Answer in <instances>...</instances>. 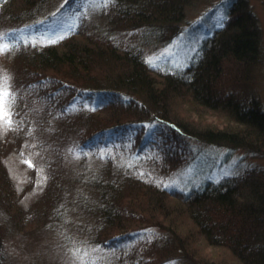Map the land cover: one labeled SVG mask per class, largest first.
I'll list each match as a JSON object with an SVG mask.
<instances>
[{"label":"trees","instance_id":"trees-1","mask_svg":"<svg viewBox=\"0 0 264 264\" xmlns=\"http://www.w3.org/2000/svg\"><path fill=\"white\" fill-rule=\"evenodd\" d=\"M188 1L111 0L107 5L90 1L86 7L83 0H62L55 9L49 0H22L13 12L15 0H0V37L7 38L9 45L4 57L12 61L18 59L27 71L32 70L30 72L38 77L30 76L36 78L31 90L43 89L44 94L36 95L39 101L43 100L45 106L53 111L57 109L63 116L94 115L109 108L120 109L105 122L93 125L87 119L85 127L79 125L85 128L81 132H86L78 141V153L84 159L98 143L120 139L131 141L134 153L146 156L149 164L165 172L192 163L197 151L191 143L196 141L202 149L205 146L230 151L244 149L264 160L261 103L258 98L226 85L228 79L244 82L260 56L258 22L242 0L229 2L232 10L224 15L220 27L201 41L197 55L187 68L165 70L151 64L144 51L153 41L161 47L179 41L185 32L181 23ZM73 13L82 14L78 18L80 25L57 41L34 46L29 42L23 44L19 39L22 33L25 37L33 35L39 26L45 31L47 26H58L65 17L74 16ZM5 70L14 80L13 73ZM8 81L15 94L14 104L18 105L17 83ZM183 100L196 112L199 109L219 112L225 116L227 126L201 128L181 122L178 114L173 117L172 104ZM86 101L90 104L96 101L89 111L81 104ZM11 122V126L18 124ZM105 123L106 126L91 133L89 127ZM171 135L178 141L166 139ZM124 151L132 154L129 147ZM131 156L132 167H119L107 154L104 166L96 171L77 170L70 182L64 181L67 177L60 171L57 187L61 193L56 191L44 208L46 211L37 213L38 216L44 218L46 214L50 221L46 225L51 228V224H57L67 229L69 223L78 222L81 229H87L94 237V241L88 243L99 245L100 252L103 249L104 254L112 256L111 264H195L192 254L201 252L200 244L228 253L225 257L219 255V262L211 257V262L206 264H264L262 169H248L237 177L239 180L228 176L186 191L166 184L152 172L140 171L136 167L143 163ZM47 157L46 164L53 168ZM60 159L58 161L62 162ZM22 162L37 168L29 156ZM254 172L259 174L256 176ZM0 183V193L7 194L4 199L7 206L12 189L1 167ZM169 196L181 202V209L167 208L165 198ZM12 207L6 210L0 206V211L3 209L15 223L24 224L31 216L29 212L25 220L18 216L17 207V212L12 213ZM184 208L182 214L186 215L187 222L183 223L175 220L174 213ZM155 213H159L171 229L159 224L158 230H166L169 236L165 244H161L163 249L153 253L163 259L161 262L151 254L140 256L134 243L155 232L158 234L154 226H148ZM65 234L67 242H72L68 235L71 232L67 229ZM0 250H3L2 243ZM82 254L85 264H102L93 254Z\"/></svg>","mask_w":264,"mask_h":264},{"label":"rangeland","instance_id":"rangeland-1","mask_svg":"<svg viewBox=\"0 0 264 264\" xmlns=\"http://www.w3.org/2000/svg\"><path fill=\"white\" fill-rule=\"evenodd\" d=\"M61 1L49 0V2L54 4L55 9ZM90 1H94L98 5L104 2V0H83L86 7ZM242 1L248 6L249 12L255 16L258 22L260 56L257 65L251 69L244 82L234 79L230 81L228 79L226 85H228L227 87L234 86L242 94L246 93L247 95L250 94L249 96L251 97L258 98L257 100L261 103L262 111L264 112V0ZM229 2L232 3V0H189L183 8L184 20L181 25L184 26L185 32L179 38V41L175 45L167 47H161L156 41L150 42L145 46L144 51L148 53L151 64L161 66L165 70L187 68L197 55L196 50L199 48L201 41L210 36L217 27L219 28L220 24L225 20L224 15L227 11L232 10ZM21 3L22 0H15L13 12L18 9L16 6ZM81 16L82 14L75 13L74 16L65 17L58 26H47L46 31L39 26L34 30L33 35L27 34L25 37L22 33V38L19 39L23 44L29 42V44L31 43L34 46L48 45L49 42L57 41L59 37L67 36L70 31L79 26L80 19L78 21V18ZM12 25L15 24L12 23ZM2 38L0 39V48H2L3 43H7V38ZM4 54L5 51L0 52V77L2 78L3 75H6L11 83H17L18 89L16 91L19 94V104H13L11 108H7L6 110L10 113V116H6L3 121H0V167L5 171V178H7V182L12 189L11 201L7 200V206L4 200L7 194L0 193V198L3 202L0 206L7 210L15 204L19 210L17 212V208L12 207V213L15 210L18 216L24 217L25 220L29 212L31 216L24 224L22 221L15 223L4 214L5 211L1 208L0 243H2L3 250H0V255L2 254L0 256V264H85L82 252L87 255L88 253L93 254L94 257L102 260V264H111L112 256L104 254L103 249L100 252L99 245L88 243L89 240L94 241V237L87 229H81V225L77 224L78 222L76 224L73 222L68 224L67 229L71 232L68 235L72 237V242L70 240L67 242V235L65 234L67 229L57 224H51V228L49 224L48 226L46 225L49 221L47 215L45 214L44 218H42L37 214L46 211L44 208L56 191L61 193L59 186L57 187L59 185L57 180L61 179L59 176L60 171L61 173L65 172L67 178L65 177L64 181L68 179L67 181L70 182L78 172L77 170L96 171L104 166L105 163L103 162H105L107 154H110V157L117 162L114 164L119 165V167L123 165L132 167L133 157L131 155H134L135 158H139V162L143 163L137 166V169L142 172H152L166 184L168 182L172 186L185 189L186 191L194 190L208 182H214L213 180L227 179L228 176L233 179L237 178L247 173L248 169L258 168V171H264V160L259 155L256 156L255 152L251 153L249 150L246 151L244 149H233L230 151L229 149L206 146L202 149V145L197 141V143H191V147L197 151L196 158L191 161L192 163L183 168L173 169L170 172L162 171L160 167L152 163L149 164L146 156H141V153H134L136 150L131 141H121L120 139H106L98 143L95 148H91L88 152V158L84 159L78 153V141L81 139V135H86V132L83 133L81 131L85 129L84 124H88L85 123L87 119L93 125L105 122L107 118L118 114L120 109L117 107L109 108L94 115L83 113L63 116V113L61 114L54 108V111L56 110L54 113L53 108L50 109L45 106V102L43 100L39 101L37 97L44 94V90H31V84L36 81L34 77L38 76L35 73H31L30 71L32 70L27 71L23 64L17 61L18 59L12 61V59H7L8 56L4 57ZM4 68L13 73L14 80ZM30 76L34 77L30 78ZM5 87H7L8 92H13L11 87H9V81L5 85L2 79L0 88L3 90ZM60 100L63 101L62 99ZM95 102L90 104L89 101H86L81 104L82 106H87L86 111H89ZM49 105L53 107L52 104ZM172 106L174 108H172L173 117L178 114L179 119H182L181 122L194 124L201 128L215 127L223 129L227 126L225 116L223 117L219 112L201 111L200 109L196 112L191 110L184 100L173 103ZM48 110L52 113H47ZM60 111L62 110L60 109ZM61 116L62 119H60ZM8 119L18 124L14 126L5 124V120L7 121ZM82 124L84 127L81 128L83 129L79 127ZM106 125L107 123L93 128L89 127V129L92 133L95 129ZM166 139L170 142L174 139L178 141V138L172 135ZM123 146L125 148H122ZM128 147L132 154L124 151ZM26 156L34 159L37 168L24 165L22 161ZM46 157L49 162L53 163V168L46 164ZM59 158H61L62 162L58 161ZM253 174L257 176L259 173L254 172ZM151 175L149 174V176ZM237 179L239 180V178ZM17 200H20V203ZM165 203H167V208H171V211L176 209L175 207L181 209V202L174 200V196L166 197ZM184 210L185 208L181 211L177 209L178 213H174L175 220H181L183 223L186 221V215L182 214ZM152 216L155 218L153 217L152 220L148 221V226L152 225L158 230L160 229L159 224H162L163 227L170 229L168 227L170 224H165L159 213H155ZM166 234L168 235L167 231L163 230V232L159 231L158 234L155 232L153 236L134 242L138 246V254L143 258L150 254L159 258V256H156L157 254L153 255V253L156 250L163 249L161 244H165L166 239H169ZM200 245H202L201 252L192 254L195 256V259H193L195 264H200V261L204 262V264L209 263L211 262L209 259L211 257L212 260L219 262V255L225 257L228 254L224 249L213 250L209 245ZM74 249H79L80 260L74 259ZM162 260H157V262ZM86 262L90 263V261Z\"/></svg>","mask_w":264,"mask_h":264},{"label":"snow or ice","instance_id":"snow-or-ice-1","mask_svg":"<svg viewBox=\"0 0 264 264\" xmlns=\"http://www.w3.org/2000/svg\"><path fill=\"white\" fill-rule=\"evenodd\" d=\"M111 0H104V4L107 5L110 3ZM0 39H3L0 37ZM9 48V45L7 43H3L2 48H0V52H4ZM3 82L6 85L9 77L6 75L2 76ZM15 103V94H10L7 91V87H5L3 90H0V121H3L6 116H10V113L6 110L7 108H11V106ZM8 125H11V119H8L7 121ZM73 257L76 260H80V252L79 249L73 250Z\"/></svg>","mask_w":264,"mask_h":264}]
</instances>
